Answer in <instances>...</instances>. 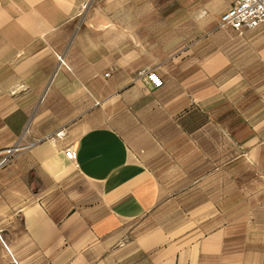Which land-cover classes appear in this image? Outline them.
<instances>
[{
    "label": "crops",
    "instance_id": "0c3cea01",
    "mask_svg": "<svg viewBox=\"0 0 264 264\" xmlns=\"http://www.w3.org/2000/svg\"><path fill=\"white\" fill-rule=\"evenodd\" d=\"M233 1L0 0V264H264V21Z\"/></svg>",
    "mask_w": 264,
    "mask_h": 264
},
{
    "label": "built area",
    "instance_id": "2783aa9c",
    "mask_svg": "<svg viewBox=\"0 0 264 264\" xmlns=\"http://www.w3.org/2000/svg\"><path fill=\"white\" fill-rule=\"evenodd\" d=\"M87 2H84L86 6ZM264 21V0H234L220 15V23L224 26H231L236 29L257 27ZM61 64L68 66L61 54L57 53ZM147 80L154 86L163 84V78L153 69L145 70ZM62 134L63 132H59ZM18 150V146H11L5 150L0 158V165L5 164L9 158ZM66 156L75 161L77 151L73 146L65 148Z\"/></svg>",
    "mask_w": 264,
    "mask_h": 264
},
{
    "label": "rangeland",
    "instance_id": "374dc122",
    "mask_svg": "<svg viewBox=\"0 0 264 264\" xmlns=\"http://www.w3.org/2000/svg\"><path fill=\"white\" fill-rule=\"evenodd\" d=\"M78 10V9H77Z\"/></svg>",
    "mask_w": 264,
    "mask_h": 264
}]
</instances>
